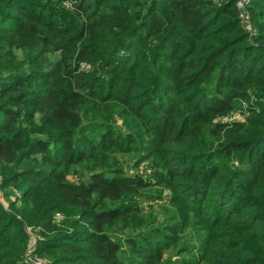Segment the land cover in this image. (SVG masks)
I'll list each match as a JSON object with an SVG mask.
<instances>
[{
    "label": "trees",
    "instance_id": "trees-1",
    "mask_svg": "<svg viewBox=\"0 0 264 264\" xmlns=\"http://www.w3.org/2000/svg\"><path fill=\"white\" fill-rule=\"evenodd\" d=\"M246 1L0 0V264H264Z\"/></svg>",
    "mask_w": 264,
    "mask_h": 264
},
{
    "label": "rangeland",
    "instance_id": "rangeland-1",
    "mask_svg": "<svg viewBox=\"0 0 264 264\" xmlns=\"http://www.w3.org/2000/svg\"><path fill=\"white\" fill-rule=\"evenodd\" d=\"M242 107L244 109H241V110L239 109L237 112H241V114L243 116H246L248 114V112L246 111V109H248V105L246 103H243ZM120 159H121V162L123 163V168L127 174H129V173L133 174L134 172H138V173H143V172L144 173H150L151 172V170L145 169L147 164H148L147 162H143L140 165H135L136 158L134 157V154L120 155ZM71 179L74 180V179H78V178H76L75 175H72ZM166 193L169 194L168 191ZM18 194H19V192H15L11 196H16ZM41 262H43V264H45V262L40 257H37V256L33 257L32 264H42Z\"/></svg>",
    "mask_w": 264,
    "mask_h": 264
},
{
    "label": "built area",
    "instance_id": "built-area-1",
    "mask_svg": "<svg viewBox=\"0 0 264 264\" xmlns=\"http://www.w3.org/2000/svg\"><path fill=\"white\" fill-rule=\"evenodd\" d=\"M246 0H238V7L243 8L246 4ZM243 16V14H242ZM220 119H222L225 122H232V121H243L245 119V116L241 114V112L232 111L228 114H225ZM150 170V169H149ZM43 260V259H42ZM30 261L33 262V258L30 259ZM44 261V260H43ZM45 262V261H44ZM43 264V262H41Z\"/></svg>",
    "mask_w": 264,
    "mask_h": 264
}]
</instances>
